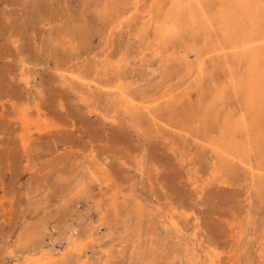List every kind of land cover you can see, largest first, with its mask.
Instances as JSON below:
<instances>
[{
    "label": "rangeland",
    "instance_id": "1",
    "mask_svg": "<svg viewBox=\"0 0 264 264\" xmlns=\"http://www.w3.org/2000/svg\"><path fill=\"white\" fill-rule=\"evenodd\" d=\"M208 1L0 0V264H264V25Z\"/></svg>",
    "mask_w": 264,
    "mask_h": 264
},
{
    "label": "bare ground",
    "instance_id": "2",
    "mask_svg": "<svg viewBox=\"0 0 264 264\" xmlns=\"http://www.w3.org/2000/svg\"><path fill=\"white\" fill-rule=\"evenodd\" d=\"M202 1L201 0H188L187 3L185 5H183L180 0H173L171 9H169V11L166 13L165 18L163 19L162 23L159 26L160 30H158V31H159L160 35H162V37L163 36L169 37L170 35L171 36L174 35L172 32H176L179 29L187 27L190 24L191 21L201 22V20L204 18L203 17L204 16V11H205L204 9L208 8V5H209V1L208 0H204L203 2ZM261 3H262V0H223V6H222L223 14L221 12L220 13L222 15L221 16L222 20H223L222 22L226 25V27H225L226 29H224L223 31L226 33L225 35H227L229 43L231 42L232 38H234L235 40L237 38L236 41L239 42V43L241 42L242 44H245V41L247 39H249V41L246 43V44H248V43H250V38H254V37L256 38V37L259 36V34H257V32H258L257 29L260 28L259 26H263L264 25V16H263V14L260 11ZM213 17H215V16H213ZM209 18H210V16H209ZM239 18H245L246 22L244 24V27L239 26V23H240L239 22ZM202 23H203V21H202ZM251 25H253V28L255 27L257 29H255V30H253L251 32L250 29L248 28ZM205 38L207 39V37H205ZM260 40H261V38H260ZM251 41H253V39ZM262 42H264V40ZM252 43H254V41ZM236 46H238V45H236ZM230 47L231 46H229V48ZM238 47H240V45ZM244 47H245V45H244ZM244 47H243V49H244ZM258 47H259V44H258ZM218 48H220V47H218ZM225 48L227 49V47H224V49ZM231 50H229V51H231ZM244 50H246V49H244ZM229 51L227 53H234L232 51L231 52H229ZM258 51H261V50L258 49ZM244 52L248 53L247 51H244ZM235 54H236V51H235ZM241 54H243V53L241 52ZM243 57H248L247 61L249 63V68H250L247 84H246V87H245L246 91H247V95H248V98H247L248 100H247L246 103H247V105L249 107L253 108V106H255V104L258 105V102H259V104L262 105L260 107L264 108V57L261 56L257 52H251L249 54V56L243 55ZM237 71H239V70H237ZM247 74H248V72H247ZM240 76H241V74H240ZM237 77H239V76H237ZM241 78H239V79H241ZM236 83H238V81ZM117 89H119V88L117 87ZM260 94H261L262 97L258 98V95H260ZM255 107H257V106H255ZM260 107H259V109H261ZM199 110H201V109H199ZM210 260H212V259H210ZM32 263H35V260Z\"/></svg>",
    "mask_w": 264,
    "mask_h": 264
},
{
    "label": "snow or ice",
    "instance_id": "3",
    "mask_svg": "<svg viewBox=\"0 0 264 264\" xmlns=\"http://www.w3.org/2000/svg\"><path fill=\"white\" fill-rule=\"evenodd\" d=\"M261 8H264V0H262V3L260 5Z\"/></svg>",
    "mask_w": 264,
    "mask_h": 264
}]
</instances>
